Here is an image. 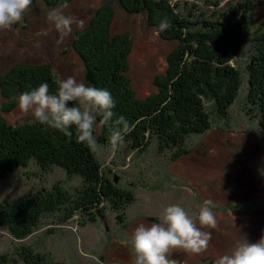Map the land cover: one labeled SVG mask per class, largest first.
Segmentation results:
<instances>
[{"label": "rangeland", "instance_id": "rangeland-1", "mask_svg": "<svg viewBox=\"0 0 264 264\" xmlns=\"http://www.w3.org/2000/svg\"><path fill=\"white\" fill-rule=\"evenodd\" d=\"M171 3L181 14L207 21H216L228 9L238 5L245 9L246 3H252L251 20L245 29L251 35L264 21V0H171ZM104 4L116 8L113 34L126 33L132 37L131 87L136 98L144 100L154 94L153 81L165 73L166 58L176 45L161 40L143 16L129 15L118 8L116 0H72L68 8L56 9L85 20L86 28L93 12ZM50 10L36 4L13 30H0V78L17 66L47 64L59 80L76 76L92 86L83 64L70 49L74 34L81 29L73 26V34L59 43V33L47 21ZM42 29L47 35L37 36ZM251 41L252 36L246 37L244 55L232 62L244 80ZM241 93L226 117L213 113L211 129L187 139L182 148L187 154L177 158L172 152H160L156 139L145 152L133 151L123 143L101 144L97 141L101 127L96 122L95 152L103 174L120 191L130 193L134 202L121 211L104 202L90 213H75L71 217L63 207L62 211L42 217L31 235L22 240L0 227V257L24 246L43 255L49 264H134L130 240L139 224L159 223L164 209L173 204L181 205L190 214L197 213L206 199L214 202L212 210L218 222L215 229H202L212 233L208 249L202 254L174 250L170 259L178 264H214L219 255L230 251L244 237L253 243L259 241L264 236V132L258 118L246 114V92ZM11 100L1 96L0 89V106L9 110L2 113L8 124L35 122L30 113L19 110L14 96ZM209 110L214 111L212 107ZM83 184L82 178L70 176L62 168L45 171L33 161L27 168H18L0 180V205L32 197L41 189L51 191L55 186L75 199ZM97 208L101 214L96 213ZM118 215L122 216V223L118 222Z\"/></svg>", "mask_w": 264, "mask_h": 264}, {"label": "trees", "instance_id": "trees-1", "mask_svg": "<svg viewBox=\"0 0 264 264\" xmlns=\"http://www.w3.org/2000/svg\"><path fill=\"white\" fill-rule=\"evenodd\" d=\"M71 2L33 0L31 7L40 3L56 9ZM116 2L127 14L143 16L161 40L176 45L166 58L165 73L153 81L154 94L138 100L129 75L133 40L126 33L113 34L115 6L104 4L96 9L88 26L74 34L70 49L83 64L89 84L109 91L115 87L111 92L116 104L113 120L123 116L132 128L125 134L123 144L133 151L145 152L156 139L160 152H172L174 158L186 155L188 151L182 148L187 139L208 132L213 113L226 117L242 91L246 92V114L258 118L264 132V21L255 34L245 32L254 4L246 3L245 9L238 5L228 9L218 20L207 21L181 14L171 0ZM165 17L171 26L161 32L158 25ZM248 36H252V48L244 80L232 62L244 55L242 51ZM52 69L47 64L17 66L0 78L1 96L12 102L13 96L17 99L21 93L44 82L49 84L50 92L55 93L60 80ZM211 107L213 112L209 110ZM7 112V107L0 106V180L34 161L45 171L62 168L68 175L82 178L84 183L75 199L55 186L51 191L41 189L32 197L0 205V227L7 228L14 238H27L42 217L62 211L63 207L71 217L75 213H90L104 202H109L116 211L134 202L130 193L120 191L104 176L95 149L77 142L75 134L69 139L36 121L12 126L2 115ZM101 119L97 117L101 131L96 139L101 144L112 145L114 124L112 121L102 123ZM98 208L96 213L101 214ZM120 216L117 220L122 223ZM12 263L49 264L43 255L24 246L0 257V264Z\"/></svg>", "mask_w": 264, "mask_h": 264}, {"label": "clouds", "instance_id": "clouds-1", "mask_svg": "<svg viewBox=\"0 0 264 264\" xmlns=\"http://www.w3.org/2000/svg\"><path fill=\"white\" fill-rule=\"evenodd\" d=\"M33 0H0V30H13L22 23L25 13L30 9ZM63 8H68L65 3ZM47 21L59 33V43L73 34V26L83 29L85 20L66 15L60 9L47 13ZM165 17L160 21L158 30L163 32L170 27ZM37 36H46L42 29ZM18 108L30 113L36 122L58 130L71 139L75 134L77 142L95 149L94 126L97 117L101 122H113L110 143L113 146L122 144L125 134L132 131L127 120L121 116L113 120V109L116 107L111 92L97 88L69 76L58 82L57 91L50 92L47 82L41 83L31 91H25L17 97ZM211 199L203 201L197 213L190 214L179 204L167 206L159 223L150 226L139 224L133 231L130 244L134 252V264H178L170 259L174 250L187 253H204L212 240V233L203 228L215 229L217 218ZM214 264H264V236L257 242H250L246 237L235 243L234 247L219 255Z\"/></svg>", "mask_w": 264, "mask_h": 264}]
</instances>
